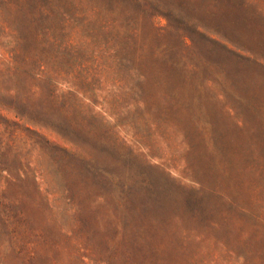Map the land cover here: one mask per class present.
Segmentation results:
<instances>
[{
  "label": "rangeland",
  "instance_id": "obj_1",
  "mask_svg": "<svg viewBox=\"0 0 264 264\" xmlns=\"http://www.w3.org/2000/svg\"><path fill=\"white\" fill-rule=\"evenodd\" d=\"M0 264H264V0H0Z\"/></svg>",
  "mask_w": 264,
  "mask_h": 264
},
{
  "label": "trees",
  "instance_id": "obj_2",
  "mask_svg": "<svg viewBox=\"0 0 264 264\" xmlns=\"http://www.w3.org/2000/svg\"><path fill=\"white\" fill-rule=\"evenodd\" d=\"M49 1H53V0H46V2H49ZM55 1L58 2L61 0H55ZM94 8L96 10H98V8H100L101 12H99V13H104V7H101V5H99V3H95ZM76 10H78L79 12H82L81 9H76ZM162 12H165V13H162ZM158 14H163V16H165L166 18H169V19L172 18V16H173L172 12L169 10H166V11H162V10L160 11L159 10ZM202 27L203 26L200 25L199 23H195L194 24V31L196 33L202 34V35H205L203 33H206L205 36L208 37V41H210V42H212L218 46L224 47L229 52L236 54L238 57H244L243 53L240 50H238V49H240V47L234 41H231L229 39V37H227V35L220 33V31H215V34H218V36H217L218 38H216L213 35H211L209 33L207 34V32L203 31ZM186 37H187L186 35H182L183 41H185L187 43ZM234 46H237L238 49L236 50V48H234Z\"/></svg>",
  "mask_w": 264,
  "mask_h": 264
}]
</instances>
